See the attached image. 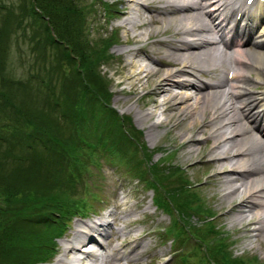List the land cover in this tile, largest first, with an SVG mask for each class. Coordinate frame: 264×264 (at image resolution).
Here are the masks:
<instances>
[{
  "label": "bare ground",
  "instance_id": "obj_1",
  "mask_svg": "<svg viewBox=\"0 0 264 264\" xmlns=\"http://www.w3.org/2000/svg\"><path fill=\"white\" fill-rule=\"evenodd\" d=\"M103 5L105 21L112 20L111 28L122 36L97 38L107 55L101 61L114 65V85L125 96L121 103L141 91L128 108H137L135 118L146 123L148 137L172 120L177 146L187 159L200 162L209 155L203 165L220 180L212 175L207 182L216 180L215 190L228 204L227 212L234 213L232 219L241 227L257 224L251 231L264 239V52L259 50L264 47V2L115 0ZM111 45L117 46L114 55L107 52ZM186 119L188 124L179 127ZM175 167L186 175L182 165ZM123 195L113 194L112 207L110 200L93 217L79 218L64 244L56 246L51 264L137 263L145 250L134 249L153 229L145 225L129 240L120 235L138 223L139 218L127 217L141 203Z\"/></svg>",
  "mask_w": 264,
  "mask_h": 264
},
{
  "label": "trees",
  "instance_id": "obj_2",
  "mask_svg": "<svg viewBox=\"0 0 264 264\" xmlns=\"http://www.w3.org/2000/svg\"><path fill=\"white\" fill-rule=\"evenodd\" d=\"M20 1L18 15L7 5L3 8L0 0V264H35L46 258L52 252L54 237L64 230L70 213L83 212L88 207L87 197L74 198V185L82 181L84 168L78 160L80 137L76 128L66 135L60 117L80 126L79 119L82 124L86 123L82 117L84 103L95 101L103 115L94 124L100 125L102 120L108 122L109 117L114 127L119 125L124 140L139 141V131L124 122L125 116L120 118L107 107L109 92L98 70L107 55L104 47L87 40L82 27L88 11L95 10L93 5L85 7L78 0ZM26 15L33 17L38 26L32 35L36 41L34 47L40 48V43L44 47L46 44L54 46L58 50L57 58L60 57L57 68L61 66V59L73 61L75 68L64 76L67 88L76 94L72 103L77 113L75 109L71 113L60 110L61 96L42 97L41 81L35 82L28 75L15 77L8 70L11 35ZM41 33L44 35L40 39ZM51 68L54 69L55 64L52 63ZM117 132L122 136L119 130ZM157 166L154 168L158 169ZM159 175V182L169 186L168 199L176 208L184 212L193 209L198 214L205 211L199 197L185 187L180 176L170 178L173 175H164L162 169ZM154 201L168 205L161 192ZM69 203L72 204L68 206ZM202 227L198 239L205 244L210 258L221 261L219 264H242L226 250H221L218 232L211 222L196 230L199 232ZM218 252L217 260L214 255Z\"/></svg>",
  "mask_w": 264,
  "mask_h": 264
},
{
  "label": "rangeland",
  "instance_id": "obj_3",
  "mask_svg": "<svg viewBox=\"0 0 264 264\" xmlns=\"http://www.w3.org/2000/svg\"><path fill=\"white\" fill-rule=\"evenodd\" d=\"M78 1L85 7L92 4L95 9L88 11L82 24L83 31L89 42H96L100 45L101 42L98 40L100 36L105 34L114 38L115 32H117V36L122 37L121 31L118 32L117 29L111 28L112 23H114L112 20L108 19V22L105 21L108 16L103 1L110 4L115 0ZM2 3L4 5L3 8L7 5L19 15L18 5L20 6V0H2ZM113 11V9L110 10V15H113ZM24 19L19 27H15L11 35L10 49L6 62L8 70L15 77L26 78L28 75L35 82L41 81L40 93L42 97H49L50 99L51 94L55 97L61 96L60 110L71 113L75 109L74 113H77V108L72 103L73 99L76 100V94L72 92L71 88H67L66 77L64 76L67 71L75 68L73 67V61L67 62L68 58L61 59V66L57 68V62H59L60 58H57L58 50L54 46L50 47L47 44L44 47L42 43H40V48L39 46L34 47L36 41L32 35L38 29V26L34 24L33 17L26 15ZM41 34L39 36L40 39L44 33ZM50 34L53 36L51 29ZM158 38L169 39L171 37L159 35ZM137 45L129 44L128 46L133 47ZM118 46H123V44H119ZM115 47L117 46H110L107 52L114 55ZM252 49L253 47L251 46L250 50ZM259 50L264 52V47L259 48ZM52 63L55 64L54 69L51 68ZM103 63L99 68L101 70L100 74L107 80L106 87H109L111 91L107 107L112 111L122 114L119 116L120 118L125 116L124 122L132 125L131 128L134 130L139 131V141L136 139L124 140V134L120 130L119 125L115 124L114 127L109 117L108 122L100 120V125L94 124L103 115L102 108L98 107L95 101L84 103L83 110L85 114L82 117L86 123L82 124L79 119L80 126H75L66 118L60 117L64 122L63 132L67 135L72 129L76 128L80 137L78 160L84 165V168L82 181L74 185V189H76L74 198L82 199L87 197L89 204H92L88 217H93L110 200L109 205L112 207L113 194L119 193V197L126 194L130 202L141 199L138 209L133 212V215L130 214L127 217V219L130 217L139 218L138 223L120 233L122 237L126 236V239L129 240L139 234L145 225H147V229L155 230V232L152 231L150 235L145 237L143 245L135 247L134 251L136 252L145 250L143 256L135 264H216L210 260L205 244L198 239V234L201 233L204 227L200 228L199 232L196 230V227H198L196 223L199 224L201 217L214 213L216 217L214 216L211 223L214 224V229L219 234L217 235V239L222 244L221 250H226V253L230 257L237 258L238 262L241 261L242 264H264V239L261 236L255 237L253 231H251V228L257 224L251 223L241 227L239 221L237 222L232 219L234 213L227 212L228 204L224 203L225 200H221V192L215 190L216 180L219 181L220 176L210 173L212 170L203 165L208 160L209 155L201 156L204 159L200 160V162H193L195 158L191 160L187 159L185 153H181V150L177 146L179 139L176 137V131L178 128H171L172 120L165 126L159 125V128H162V130L158 135L153 138L148 137L145 133L146 123H139L135 118L137 108H128L131 104L135 106V100L141 91H138L128 102L122 104L125 96L118 95L117 88L114 85L116 77L113 76L112 68H110L114 67V65L110 66L108 60ZM215 77H202V79L210 80ZM32 85L35 86L33 82ZM259 88L262 89V87ZM117 97L119 100L116 101ZM104 111L106 110L104 109ZM156 118L154 117L153 119ZM188 122L189 120L186 119L179 127L184 128V125L188 124ZM207 128L208 126L205 127V129ZM117 129L122 136H119ZM126 133L129 134L128 129H126ZM203 133H199L198 136L204 138L207 132ZM139 142H142V144ZM206 144L209 147L210 143ZM167 162L173 163L172 165L175 166L182 165L185 168L186 175L178 169L175 175H173L176 168H174L175 166L167 165ZM154 165L158 169L154 168ZM160 169H162L164 175H173L170 178L176 179L180 176L181 181L184 180L190 183L191 187L188 190L194 192L199 197L205 211L200 214L195 213L193 209L184 212L171 204L168 199L169 186L159 182ZM154 170L155 173L153 175ZM212 175L217 179L211 183L207 182L209 176ZM151 182L154 185H150ZM148 186H152V189H148ZM160 192L171 211L167 209L166 211L160 210L153 203V195L156 196ZM98 199H103L102 203ZM95 202H98V204ZM94 205L96 206L94 207ZM176 216L179 222L173 220ZM68 218L66 219L68 229L64 228L62 234L58 235V238L54 237V245L56 246L60 243L64 244V239H66L71 229L75 227V223L79 217L71 216ZM170 222L173 223V227ZM118 223L122 224V220L114 225ZM163 232L167 233V236ZM126 239L120 237V242ZM171 241H174V243L171 244ZM214 256L218 260L220 258L219 252ZM55 257L56 254L53 255L52 252L47 259L53 262ZM35 264L50 263H40L37 260Z\"/></svg>",
  "mask_w": 264,
  "mask_h": 264
}]
</instances>
